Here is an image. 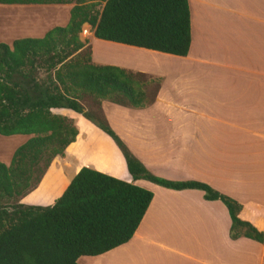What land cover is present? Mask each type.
<instances>
[{"label": "crops", "instance_id": "0c3cea01", "mask_svg": "<svg viewBox=\"0 0 264 264\" xmlns=\"http://www.w3.org/2000/svg\"><path fill=\"white\" fill-rule=\"evenodd\" d=\"M188 3L191 42L186 56L92 37L99 44L98 50L91 46L92 60L147 74L159 85L142 107L102 100L101 108L153 174L207 183L243 203L240 217L264 231V0ZM5 15L9 22L2 20V31L18 20L19 27L30 26L28 16ZM59 17L64 24L65 17ZM106 46L122 48L125 54L145 52V62L114 60L101 54ZM52 111L74 118L78 134L66 156L55 157L38 186L20 202L52 204L83 166L132 181L121 151L107 134L71 109ZM81 122L90 129H81ZM85 131L109 142L116 170L84 160ZM134 183L153 193L136 231L128 242L90 256L87 264H264V240L230 238L231 219L220 200H206L197 189H168L144 179Z\"/></svg>", "mask_w": 264, "mask_h": 264}, {"label": "trees", "instance_id": "16d2710c", "mask_svg": "<svg viewBox=\"0 0 264 264\" xmlns=\"http://www.w3.org/2000/svg\"><path fill=\"white\" fill-rule=\"evenodd\" d=\"M64 26L42 37L0 42V135H28L9 164L0 161V264H79L128 242L153 193L144 179L174 190L197 189L227 208L232 239L259 242L264 231L240 217L245 205L207 183L177 181L153 174L110 126L101 108L107 100L126 107L152 101L144 73L92 61V48L79 38L87 23L94 37L163 53L186 56L191 42L188 0H0V4H70ZM99 5V6H97ZM90 100L92 106L84 104ZM67 108L107 134L121 151L128 182L83 166L52 204L20 202L34 190L50 164L76 139Z\"/></svg>", "mask_w": 264, "mask_h": 264}, {"label": "rangeland", "instance_id": "374dc122", "mask_svg": "<svg viewBox=\"0 0 264 264\" xmlns=\"http://www.w3.org/2000/svg\"><path fill=\"white\" fill-rule=\"evenodd\" d=\"M74 3L75 1H72L70 4H65L64 6H57V4H0V5H4V6H0L1 7L0 8V24L2 20H4L3 22H6V23L9 22L7 21L8 18L5 17L7 16L5 14L14 15V19L16 18L17 15L18 16L21 15L22 18H25L26 16H28L27 21H30V26L29 28H27V30L24 29L25 27L23 28L19 27V23H20L19 20L17 21V25H14L10 30L7 29V30L2 31L0 28V42L1 41L9 42L11 41L12 38L42 37L45 34V32L49 30L50 28L54 26H58V25L64 26L68 22V19H69V10L65 8L71 7L72 5H74ZM11 5H14V6H11ZM26 13L28 15H26ZM59 16L65 17L64 24L62 25L59 23V22L62 23V21L59 20L60 18ZM2 34H4V36L6 37L1 38ZM93 36L94 34H93L91 27L87 23L83 24L82 30L79 33V38L83 40L84 42H86L88 45L92 46L95 50H98L99 44L95 45V43L94 44L92 43ZM119 49H122V48H115V46L114 47L112 46L111 48L107 47L104 50L105 52L101 54L107 57L113 58L114 60H117V61H124L128 63L130 62V60L132 61V63L145 62L144 61L145 52L143 53V55L131 54L130 51L129 53L127 52L128 54H125L126 52H123V49L121 51ZM125 51H128V50H125ZM97 53L99 52L97 51ZM95 58H99V57L95 56ZM92 61L96 64H99L94 60ZM143 78L147 81L145 90L148 92V97H150L154 92L156 83H158V81H156L157 78H152L151 76L147 74H145V77ZM84 104L88 107L92 106L90 100L88 99L84 100ZM73 120L75 122L74 118ZM108 122L110 126L113 128L114 125H112V123L114 121L112 122L108 121ZM80 128L84 130L90 129L87 126V124L83 122L80 123ZM97 129L99 128L97 127ZM113 130L115 131L114 128ZM89 132L85 131L84 139H83L84 141V150H83L84 160L92 161L96 166H99V167H103L102 165H106L110 169L112 168L113 170H116V168L118 167L114 166L110 162V159L112 158V153L110 151H113V150L109 142L98 135L93 136L90 134L91 132L90 133ZM115 132H117V130ZM25 137H26L25 135H20L14 138H7L4 135H0V158H3L5 160L9 159L7 163H5L4 161H1V162H4L5 164H9L14 150L19 145H21L23 142H25ZM92 145L95 146L97 149L93 150ZM89 146L91 148H89ZM64 156H66L65 153L63 154V157ZM89 257L90 256H81L78 258L77 262L79 264H87V262L89 261H87L86 259H88Z\"/></svg>", "mask_w": 264, "mask_h": 264}]
</instances>
